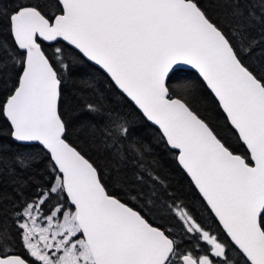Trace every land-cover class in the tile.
Wrapping results in <instances>:
<instances>
[{
  "label": "snow or ice",
  "instance_id": "obj_1",
  "mask_svg": "<svg viewBox=\"0 0 264 264\" xmlns=\"http://www.w3.org/2000/svg\"><path fill=\"white\" fill-rule=\"evenodd\" d=\"M217 4L0 0V264H264V0ZM89 65L158 128L228 241L169 191ZM70 85L74 113L63 108ZM80 117L103 163L70 142ZM42 163L46 175H25Z\"/></svg>",
  "mask_w": 264,
  "mask_h": 264
},
{
  "label": "trees",
  "instance_id": "obj_2",
  "mask_svg": "<svg viewBox=\"0 0 264 264\" xmlns=\"http://www.w3.org/2000/svg\"><path fill=\"white\" fill-rule=\"evenodd\" d=\"M201 4L213 14L223 11L218 6L217 0H201ZM258 56L259 53H255L254 59ZM84 71L88 72L98 83L99 88L103 90L104 95L108 98V103L111 107L126 116L129 120L134 121V132L136 136L142 138L146 143H148L153 148L157 158L161 161V178L164 179L167 185H169V191L183 200L185 204L190 207V210H194L200 222H202L208 230H214L215 233L218 232V237L220 239L228 241L229 238L226 236L211 210L207 207L205 201L194 187L191 179L174 159L172 152L166 150L163 143L160 141L158 128L150 124L135 107V105L127 99V97L121 96L119 90L115 88L110 78L101 69L89 65L84 69ZM184 75L188 77L193 86L203 93L206 103L202 105V109L207 111L213 117L214 123L220 126L224 125L226 123L225 114L219 108L211 92L204 86L199 74L196 71L187 69ZM74 92L75 89L71 85L65 89V101L63 104L64 109L73 113L76 109L81 107L80 100L73 94ZM83 119H85V117H80L78 120L74 121L77 125V130L70 136V142L73 143L74 146H79L80 148L86 150L92 158L98 159L101 163H103V154L94 150V148L90 146L87 132H81L79 130L80 120ZM0 123H4L2 118H0ZM230 143L233 149L239 154L245 156L248 155L245 146L234 136L230 137ZM44 156V163H47V154L45 153ZM37 171L46 175L43 163L25 175H31L33 172ZM3 191L9 195H14L13 189L7 181L5 182ZM169 227H171V224ZM186 245L191 247L190 243ZM202 247L204 246L202 245Z\"/></svg>",
  "mask_w": 264,
  "mask_h": 264
},
{
  "label": "water",
  "instance_id": "obj_3",
  "mask_svg": "<svg viewBox=\"0 0 264 264\" xmlns=\"http://www.w3.org/2000/svg\"><path fill=\"white\" fill-rule=\"evenodd\" d=\"M96 67H98V66H96ZM186 67V69H188V70H193V71H196L195 69H191L190 68V66H185ZM99 68V67H98ZM100 69V68H99ZM102 70V69H101ZM103 71V70H102ZM106 74V73H105ZM107 75V74H106ZM128 99V98H127ZM129 100V99H128ZM130 101V100H129ZM132 103V102H131ZM136 107V106H135ZM137 108V107H136ZM138 109V108H137ZM141 113V112H140ZM142 114V113H141ZM149 122V121H148ZM150 123V122H149ZM151 124V123H150ZM153 125V124H152ZM156 127V126H155ZM189 177V176H188ZM190 178V177H189ZM195 187V186H194ZM197 190V189H196ZM203 199V198H202ZM214 215V214H213ZM217 219V218H216ZM218 221V220H217ZM219 222V221H218ZM220 224V223H219ZM220 226H221V224H220ZM222 227V226H221ZM223 229V228H222ZM224 231V230H223ZM227 235V234H226ZM229 238V237H228Z\"/></svg>",
  "mask_w": 264,
  "mask_h": 264
},
{
  "label": "flooded vegetation",
  "instance_id": "obj_4",
  "mask_svg": "<svg viewBox=\"0 0 264 264\" xmlns=\"http://www.w3.org/2000/svg\"><path fill=\"white\" fill-rule=\"evenodd\" d=\"M211 232H212L213 234H215V235L218 236V232L215 233L214 230H212ZM186 247H188L189 249H191V247H189V246H187V245H186ZM200 254H203V253H200Z\"/></svg>",
  "mask_w": 264,
  "mask_h": 264
}]
</instances>
